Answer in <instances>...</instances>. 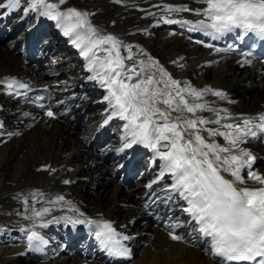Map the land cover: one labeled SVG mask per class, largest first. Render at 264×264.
<instances>
[{"label": "bare ground", "instance_id": "1", "mask_svg": "<svg viewBox=\"0 0 264 264\" xmlns=\"http://www.w3.org/2000/svg\"><path fill=\"white\" fill-rule=\"evenodd\" d=\"M0 2L6 5V0ZM169 4L192 9L203 7L197 0H120L119 3L116 0H67L61 7L89 12L94 27L131 47V52L122 48L123 55H133L136 60L148 63H151L150 57L173 78L187 81L197 89L221 88L228 100L217 101L215 106L229 109L233 116H255L263 111L264 68L251 64L241 67V58L202 47L197 41L205 40L191 33L187 26L164 23L161 16L167 14L163 5ZM25 7L26 3L14 11H9L7 6L0 9V80L16 78L29 85L28 89H14L9 93L6 86L0 84V264H105L84 261L72 253L74 247L65 229L73 226L71 223L60 220L40 228L39 221L25 219L28 207L33 204L36 208L53 209L45 220L70 215L111 221L117 232L131 238L123 241L130 251L129 264H220V260L207 251V244L202 247L199 234L188 224V215L182 212L183 202H168L169 215L176 217L162 226H159L160 220L150 218L140 206L144 188L156 179L160 170L159 161L154 160L151 150L143 145H133L129 151L124 149L127 159L130 154L143 152L137 162L142 176L128 186L120 179L115 180L116 157L121 158L116 155L123 147V121L118 118L109 121L114 126L112 141L100 154L88 151L89 140L110 115L106 112L108 104L103 100L107 92L97 81L89 79L92 73L86 68V59L56 22L34 12L25 14ZM167 18L194 21L202 17L193 12H179ZM30 37L43 54L33 62H26L22 56L37 53L36 47L30 44L24 49ZM42 56L44 60H40ZM47 58L49 60L44 62ZM204 99L217 100L210 94ZM55 100L61 107L76 104L73 114L47 116L50 108L43 109L41 104ZM229 100L234 102L229 103ZM216 139L225 143L220 137ZM242 147L256 157L253 169L264 175V148L258 138L250 139ZM153 165L156 169L150 171ZM242 175L247 178L245 169ZM64 180L71 183L65 184ZM164 180L165 185L157 190L161 194V199H155L157 206L167 204L161 190L171 182V177L166 176ZM247 186L259 185L248 181ZM34 190L37 195L32 197L29 194ZM39 193L44 194L43 199ZM56 195H63L65 201L79 208L84 216L68 211L64 202L46 203ZM25 198L28 205L24 203ZM33 223L37 224L34 230L49 241L43 251L30 250L27 232L21 231ZM171 225H176L177 235L182 239L176 242L170 239ZM147 234L153 237H146ZM145 238L147 243L143 242ZM101 248L97 245L94 252Z\"/></svg>", "mask_w": 264, "mask_h": 264}, {"label": "snow or ice", "instance_id": "2", "mask_svg": "<svg viewBox=\"0 0 264 264\" xmlns=\"http://www.w3.org/2000/svg\"><path fill=\"white\" fill-rule=\"evenodd\" d=\"M66 2L6 0V5L0 2V9L7 6L9 11H14L26 3L25 14L34 12L55 21L63 35L80 49V55L87 61L86 68L92 73L89 79L97 81L107 92L103 100L108 104L106 112H110V115L104 123L113 118L124 122L121 137L123 147L118 151L143 145L153 152L160 170L156 179L146 187L152 188L166 176L171 177V182L161 190L164 202H183L182 212L188 215V224L204 239L208 245L207 251L213 258L219 259L220 264H264V175L252 170L256 157L249 149L242 147L250 139L264 133V113L233 116L229 109L215 106L217 101L228 100L222 90L210 87L197 89L187 81L174 79L159 66L158 61L150 57L148 60L151 63H148L136 60L133 55H123L121 49L131 52L130 46L94 27L89 12L75 7L62 9ZM197 3L203 7L192 9L186 5L169 4L163 5V9L167 16L193 12L202 18L193 21L161 16V20L167 24H183L189 31L204 32L212 40L236 30L264 39V0H197ZM204 46L216 53L234 50L231 45L219 48L212 43H204ZM250 63L251 60L247 58L241 61L242 65ZM0 84L5 85L9 93L14 89L29 88L27 83L15 78H5L0 80ZM209 94L217 100H205L204 97ZM46 114L54 117L51 110ZM217 137L225 143H219ZM244 169H247V178L242 175ZM248 181H254L259 186L248 187ZM63 183L71 181L64 180ZM29 195L35 197L37 191ZM39 196L44 198L43 193H39ZM154 196L161 199L159 195ZM60 202L68 205V211L78 213L79 217L84 216L79 208L65 201L63 195L46 201L52 205ZM24 203L28 205L27 198ZM27 211L24 218L39 221L40 228L60 220L73 226H93L102 250L109 256L130 255L123 241L131 238L117 232L109 220L80 219L70 215L45 220L44 217L53 209L36 208L34 204ZM36 227L37 224L33 223L28 228H21V231L27 232L30 250L43 251V246L48 245L49 241L34 230ZM170 227L175 228L176 225ZM169 236L173 240L182 239L172 231H169Z\"/></svg>", "mask_w": 264, "mask_h": 264}, {"label": "rangeland", "instance_id": "3", "mask_svg": "<svg viewBox=\"0 0 264 264\" xmlns=\"http://www.w3.org/2000/svg\"><path fill=\"white\" fill-rule=\"evenodd\" d=\"M15 45H18L17 43ZM47 60H49V58H47L44 62H46Z\"/></svg>", "mask_w": 264, "mask_h": 264}]
</instances>
